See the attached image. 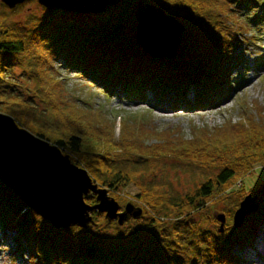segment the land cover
<instances>
[{"label": "trees", "instance_id": "1", "mask_svg": "<svg viewBox=\"0 0 264 264\" xmlns=\"http://www.w3.org/2000/svg\"><path fill=\"white\" fill-rule=\"evenodd\" d=\"M27 1L16 4L13 9ZM124 1L107 0L105 9L96 12L43 5L45 14L32 18L38 23L29 33L8 23L6 15L0 14V87L6 83L7 71L17 65L36 78L44 77L45 83L43 89L38 86L33 91L44 102L43 110H37L33 102L22 101L11 89L0 88V111L16 113L21 121L32 125L36 135L57 145L63 154L71 152L70 159L86 169L92 180L106 188L119 204L129 202L140 207L142 213L119 224L117 219L108 220L104 213L93 210L94 224L89 227L56 228L29 209L0 179V244L11 241L12 256L26 251L29 264H247V257L234 252L235 247L241 251L244 246L256 257L263 258L256 245V233L258 226H264V208L260 209L261 204L264 206V180L250 187L255 200L260 193V199L254 200L258 210L247 214L239 228L227 221L225 231L220 233L218 221L207 215L206 219L217 226L215 231L209 229L202 223L205 217L202 209L218 198L226 199L230 207H237L243 197L240 193L246 189L245 177L264 170V113L256 117L248 114L237 124L200 130L199 136L191 139L170 138V134L163 131L160 135L169 138L162 142L140 145V137L130 135L120 136L121 145L112 136V129L105 132L106 127L97 124L92 116L80 114L74 105L65 107L70 104L62 93L54 92L61 87L60 80L49 83L47 72L52 71L55 63L63 65L104 91L111 88L142 101L144 92L159 98L172 93L176 99L190 94L191 97L183 100L191 105L187 108L201 109L206 100L211 101L222 93V83L230 81L231 69L241 65L238 56L231 53L239 46V41H248L240 33L242 28L264 23V3L255 0H132L138 7L133 15L138 22L133 35L124 36L122 29L117 32L122 35L90 33L112 13L109 7L119 9ZM255 4L263 14L246 16L240 10L249 6L250 11H259ZM143 5L161 9L165 15L181 21L178 22L183 30L176 46L172 45L173 53L156 54L150 44L139 42L138 18L144 11L140 8ZM122 8L123 12L127 11ZM46 112L53 114L54 124H37L36 118L43 115L46 119ZM131 140L137 141V146L129 145L124 152L123 142ZM133 149L139 150L140 155L131 156L129 151ZM156 153L175 158L194 173L198 171L199 176L204 175L202 181L192 191L176 196L169 193V188L162 190L164 185L155 177L156 172L141 166L142 162H156ZM127 154L130 156L124 158ZM148 175L153 178L144 181ZM131 185L136 191L126 194V188ZM84 201L88 205L96 203L92 193L85 195ZM232 214L230 212L229 216ZM108 225L118 239L113 248ZM246 227L249 233L243 232ZM129 232L133 237L130 241L126 238Z\"/></svg>", "mask_w": 264, "mask_h": 264}, {"label": "rangeland", "instance_id": "2", "mask_svg": "<svg viewBox=\"0 0 264 264\" xmlns=\"http://www.w3.org/2000/svg\"><path fill=\"white\" fill-rule=\"evenodd\" d=\"M131 1L132 0H125L123 2L124 5L122 7L127 10L125 12H123L124 10L122 7L119 9L109 7V9L112 10V13L105 17L103 24L93 27L92 30H90V33H97L100 35L116 33L122 35L117 33L122 29L124 36L128 37L133 35L138 23L137 19H135L136 15H133L135 8L138 10V7H136ZM255 1L264 3V0ZM60 2L68 7L71 4H77L75 6L83 7L85 4H81L77 0H60ZM83 2L90 1L85 0ZM101 3H89L87 4L86 9L99 8ZM113 5H115V1ZM146 7L147 5H143L140 8L145 9ZM254 7L258 8L259 11H250L249 6L246 10L239 9L242 10L241 12H244L246 16L260 13L263 14L260 7L256 4ZM0 14L6 15V21L8 23L18 25L29 33L31 28L33 29L35 27L34 24L38 23V21H33L32 18H40L45 14V10L43 5L39 3V0H29L16 9L9 8L0 0ZM143 14L141 19L145 22L139 23L138 38L144 45H146V41L144 40L146 23L155 20L158 12L153 11L149 7V9ZM47 17L49 20L50 15ZM172 17L176 21H180L178 17ZM165 20L166 19H161L159 21V24H161L159 27L174 25L176 27L174 34L177 36L182 30L181 26L172 20H168L169 22H166ZM252 26V28L250 26H245L240 32L242 37L244 38L245 36L248 41L245 43L238 39L239 46L235 48L236 50L234 52H230L232 55L236 54L238 56L237 59L241 65L238 67L235 66L231 69L232 71H230L229 75L230 81L227 82L228 84L226 82L222 83V93L211 101L209 99L206 100L205 98V106L201 109L194 108L193 110L187 108L191 105H188L183 100L186 101L187 98L191 97L190 94L188 97H177L176 99L172 93L166 94L167 97L165 96V98H159L157 95L151 94V92H144L143 95L145 98L142 101L114 92L111 88H109L108 91H104L103 88H99L79 73H76V71L67 70L63 65L58 66L56 63L54 64L52 71L47 72V80L49 83H55L57 80H60L61 87L56 88L54 92L60 91L62 93V96L67 100V103L70 104L65 105V107L74 105L75 107H73L75 109L79 108L80 114L92 116L97 124L100 123L103 127H106L105 132L112 129L111 131L114 134L112 136H114L117 142H119L118 140L120 139V136L121 138H124L130 135H135L142 140L140 145L159 143L169 138L166 135H160L163 131H166V134H170V138L183 137L184 139H191L193 136H199L200 130L218 129L223 124L227 123L237 124L248 114L252 117H256L264 113V23L258 24V26L257 24H252ZM240 37L241 35L238 36V38ZM150 48H152L153 52L156 54H170L174 51L172 47L170 49H162L151 45ZM6 75V83L4 82L1 84V89L6 88L8 91L11 89L12 93H14L16 97L22 99V101L27 100L29 103L33 102V105L37 110H43L45 107L44 102L35 96L33 91L38 86H41V89H43L42 86H45L44 77L36 78L35 76L30 75V73L21 65L12 67L7 71ZM228 86L227 93L226 90ZM192 90L193 89L190 91ZM1 113L10 115L19 128L36 135V130L32 125L21 121V118H18L16 113H13V115L11 112ZM49 113L50 112L44 113L45 118L48 120L44 119L43 115H41L40 118H36V123L49 126L50 124H54L53 114ZM105 120H107V122ZM136 142L137 141L133 140L123 142V145H125L123 151L127 152L129 145L137 146ZM120 144L122 145V143ZM138 151L139 150L137 149H133L130 150L129 153L131 156L137 157L140 155V151ZM67 153L71 154L69 151L64 152V154ZM168 153H171V151ZM130 155L127 154L124 158L129 157ZM164 155L165 154L163 153H156V162L143 163L142 161L144 160L140 159L143 168L146 167L156 172L155 177H157V179L164 185L162 190L169 188V193L172 194V196H176L177 194L180 195L181 193L192 191L197 184L202 181L203 174V176H199L201 174H199L198 171L194 173V171L189 169L183 163L174 160L175 158ZM131 160L135 161V159ZM71 162L75 164L72 159ZM137 164L140 165V163ZM150 178H153L152 175H148L147 179L144 181ZM263 180L264 170H257L247 178L245 177L243 185L246 188V191L242 190L240 193L243 194L242 199L246 197L247 194L250 197H254L253 193H251L253 189L250 187L257 184V181ZM236 184L238 185L239 181H237ZM135 191L136 187L132 185L128 186L125 190L126 194ZM258 194L259 198H257L255 202L260 199V193ZM262 202H264V198L262 199ZM239 203L240 202H238L237 207H230L226 199L223 198H218L215 201L209 202L206 207L202 209L205 216L202 223L209 229L215 231L217 226L213 225L212 222L206 219V216L209 215L210 217H214V215L217 214L215 213L216 211L224 213L226 216V222L228 221L233 225V215L235 210L239 207ZM263 208L264 206L261 204L260 209ZM230 212L233 213L231 217L229 216ZM196 216H199V214H196ZM246 217L247 216L245 215L244 218ZM181 219L182 218H180V220ZM47 221L51 223L50 220ZM129 225L130 224H127L126 227L128 226L129 228ZM11 227H15V224H11ZM243 232L249 233V229L246 227ZM108 233L109 237L112 239L110 247L113 248L118 239L116 240L117 237H114L111 225H108ZM256 235V240L258 242L257 243L255 240L256 245L264 255L263 225L258 226ZM126 238L128 241H130L131 238L133 239L130 232L126 234ZM128 241H126V244L129 243ZM12 244L11 241L10 243L3 242V244H0V264H29L26 251L18 256L11 255L10 250ZM234 252L243 255L244 258L247 257V259H249L247 264H264V257L261 258L262 260L260 257H256L251 249L246 246H244L241 251H238L235 247ZM29 261L32 262L31 259Z\"/></svg>", "mask_w": 264, "mask_h": 264}, {"label": "water", "instance_id": "3", "mask_svg": "<svg viewBox=\"0 0 264 264\" xmlns=\"http://www.w3.org/2000/svg\"><path fill=\"white\" fill-rule=\"evenodd\" d=\"M1 1L9 8H13L24 0ZM77 1L81 4L102 3L99 8L89 9L75 6L70 8L60 0H39V3L45 7L57 6L65 10L84 12L103 11L107 3V0ZM149 7L158 12L155 20H149L150 22L159 23L163 18L166 19V22L172 20L181 26L171 16L165 15L161 9L158 10L152 6H147L140 13L139 23L145 22L141 17ZM182 30L175 36L174 47ZM0 179L21 197L29 209L50 220L55 227H89L94 224L91 215L93 210L104 213L108 220L117 219L119 224H122L130 216L137 218L142 213L140 207L136 208L129 202L124 205L123 211H119L121 207L119 202L108 194L106 188L94 182L86 169L72 163L68 153L63 154L57 145L19 128L10 115L1 112ZM89 193L95 196L96 203L94 205H88L84 201V196ZM254 200L255 197L247 195L240 201L239 207L233 215L234 227L239 228L245 215L257 209ZM214 217L219 223L217 231L223 232L226 222L225 214L218 212Z\"/></svg>", "mask_w": 264, "mask_h": 264}, {"label": "bare ground", "instance_id": "4", "mask_svg": "<svg viewBox=\"0 0 264 264\" xmlns=\"http://www.w3.org/2000/svg\"><path fill=\"white\" fill-rule=\"evenodd\" d=\"M73 6L75 5L71 4L69 7ZM86 6L87 4H84L83 7H75L86 9ZM160 25L161 24L156 22H147L145 26L144 40L146 41L147 45L151 44L154 46L156 45L158 48L170 49V46L172 47L176 40L174 34L176 27L174 25H166L164 27H159Z\"/></svg>", "mask_w": 264, "mask_h": 264}, {"label": "flooded vegetation", "instance_id": "5", "mask_svg": "<svg viewBox=\"0 0 264 264\" xmlns=\"http://www.w3.org/2000/svg\"><path fill=\"white\" fill-rule=\"evenodd\" d=\"M120 205H121V207H120L119 211H123V210H124V205H125V204H121V203H120Z\"/></svg>", "mask_w": 264, "mask_h": 264}]
</instances>
